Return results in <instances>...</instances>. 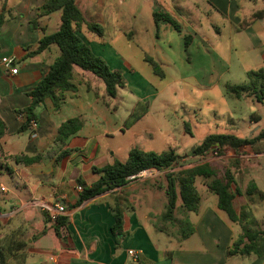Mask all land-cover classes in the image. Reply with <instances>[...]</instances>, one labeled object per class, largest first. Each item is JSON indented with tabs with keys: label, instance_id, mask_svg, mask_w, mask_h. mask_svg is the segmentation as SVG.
I'll return each instance as SVG.
<instances>
[{
	"label": "crops",
	"instance_id": "1",
	"mask_svg": "<svg viewBox=\"0 0 264 264\" xmlns=\"http://www.w3.org/2000/svg\"><path fill=\"white\" fill-rule=\"evenodd\" d=\"M43 3L44 0H0V14H3L0 59L14 57L18 68V74L11 76L0 64V121L4 125L0 137V178L7 175L9 179L8 186L0 182V190L4 189L0 191V251L4 254V264H128L126 252L130 249L139 252L137 264H264V257L228 254L242 235V228L228 217L226 220L224 212L217 207V197L207 187L211 179H204V185L216 197L215 201L209 196L202 199L198 194L196 212L182 211L180 200L176 202L174 212L181 213L177 227L192 230L185 238L180 237L182 233L179 235L177 229L174 234L173 221L164 219L166 181L159 184L155 180L141 182L138 177L129 178L122 187L79 202L82 188L98 180L93 168L101 169L117 160L121 148L118 141L133 132L142 115L129 126L124 125L128 116L123 121L114 119L112 114L120 107L121 89L110 99L98 78L74 67L70 80L73 90L58 92L55 108L45 99L34 110L36 137L31 138L30 127L19 131L25 117L16 111L29 105L27 93L46 75L59 54L58 48L50 45L37 55H29L37 49L39 40L54 33L59 25L60 11L43 14ZM82 39L102 59L111 58L113 67L110 68L125 76L129 65L116 54L108 57L112 49L103 39L89 36ZM252 39L253 50L259 48L264 60L261 40ZM135 85L145 94L150 91L149 84L135 81ZM142 101L148 102L147 95ZM142 101L135 102V108ZM149 107L150 104L145 113ZM72 118H79L82 127L60 145L56 142L58 129ZM258 120L259 115L251 114L248 130ZM259 129V126L254 128L249 137L225 134L253 138L259 135ZM112 139L116 142L113 146H104L105 140ZM151 139L144 142L141 139V147L136 148L152 151ZM259 142L236 150L225 148L215 161L225 166L222 173L229 174L230 191L237 192L232 201L236 214L249 212L254 228L264 232V147L257 146ZM64 152L67 154L61 157ZM18 155L39 160L31 165L17 164L11 157ZM157 199L164 212L159 224H152ZM58 204L64 207V213L58 217H64L65 223L58 227L56 234L55 221L49 216ZM114 210L121 215L119 238L111 232Z\"/></svg>",
	"mask_w": 264,
	"mask_h": 264
},
{
	"label": "rangeland",
	"instance_id": "2",
	"mask_svg": "<svg viewBox=\"0 0 264 264\" xmlns=\"http://www.w3.org/2000/svg\"><path fill=\"white\" fill-rule=\"evenodd\" d=\"M76 4L85 21L101 29V36L97 37L83 28V36L103 39L112 49L108 57L116 54L129 65L123 76L129 87L119 91L120 107L112 117L123 121L135 110L141 112L150 104L133 132L118 141L121 148L116 159L127 160V149L141 147L140 142L151 137L153 152L173 149L178 159L172 169L163 173L144 171L138 181L150 179L162 184L165 174H175L206 162L223 177L225 166L215 161L218 151L210 149L203 156L193 152L209 134L233 133L249 137L254 128L259 126L261 131L264 127V101L257 102L246 91L239 99H234L225 91L226 86L247 84V72L263 69L261 50H253L252 38H259L264 46V22L260 21H264V0H76ZM159 8L177 19L181 34L166 24L155 27L152 12ZM185 34L191 36L187 51L183 47ZM145 57L158 63L163 77L152 72ZM106 59L109 67H113L111 58ZM97 80L104 87L102 81ZM135 81L149 84V93L138 89ZM146 95L148 102L142 101ZM138 101L142 103L135 108L133 104ZM251 114L259 115V120L248 130ZM105 143L104 146H113L116 142L112 139ZM256 145L264 147V140ZM0 182L8 186V176L4 175ZM204 184L203 178H196L194 186L198 194L202 199L209 196L215 201L216 197ZM153 211L152 224H159L164 212L160 201ZM222 214L228 220L227 215ZM175 216L178 219L172 223L173 232L175 234L177 229L180 235L187 227H177V220H181L179 210L174 212Z\"/></svg>",
	"mask_w": 264,
	"mask_h": 264
},
{
	"label": "trees",
	"instance_id": "3",
	"mask_svg": "<svg viewBox=\"0 0 264 264\" xmlns=\"http://www.w3.org/2000/svg\"><path fill=\"white\" fill-rule=\"evenodd\" d=\"M60 11L59 25L56 31L50 35L43 36L35 51L29 55H37L50 45L58 48L59 54L50 65L46 75L27 93L30 103L26 108L19 109L16 113L24 116L25 120L20 126L19 131L24 132L30 126L29 122L35 120L34 110L45 99H49L54 108L57 106L58 92L73 90L74 86L70 83L72 70L77 67L83 72H88L94 77L100 79L104 85L106 97L114 99L117 89L126 86L123 74L117 69H112L104 59L96 55L90 46L84 42L83 28L94 36H101V29L97 24H88L84 15L76 4V0H44L42 13ZM153 22L157 28L160 24L169 25L176 33L181 34L182 28L177 19L164 8L152 12ZM3 22V14H0V27ZM191 36H183V47L187 51L190 46ZM145 61L152 68L155 75L163 77V72L158 63L152 58L145 57ZM247 84L237 86H226L227 95L234 99H239L244 91L250 93L257 102L264 101V70L249 71L246 73ZM146 108L141 112L135 110L126 120L125 126H129L138 120ZM82 121L79 118H72L65 121L58 129L56 142L64 145L66 140L77 133L82 127ZM184 129L189 132L187 124ZM4 132V125L0 121V137ZM264 139V127L257 137L237 138L229 134H209L201 144L194 149V155L203 156L210 149H216L221 154L223 149L231 148L236 150L242 146H252L255 142ZM64 152L61 157L65 156ZM11 159L17 164L31 165L38 162V157H28L26 155L13 156ZM178 159L173 149L155 153L152 151H142L137 148L129 150L127 160L106 165L101 169L93 168V172L98 175V180L82 188L79 202L100 195L106 191L126 185L130 177H135L148 169L158 171L170 170ZM211 179L207 184L208 189L217 197V207L223 211L231 222L238 223L242 228L241 237L232 245L228 254L256 257H264V232L254 228V221L251 214H236L233 208V199L235 193L230 191L231 179L226 173L223 179H218L215 169L208 163L181 170L177 173H167L164 178L166 181L165 195L167 197L166 211L164 219L174 221V210L177 200L181 202V210L186 212H196L198 209L199 196L194 186L196 178ZM79 184L82 181L78 180ZM114 225L111 227L112 234L119 238L122 235L121 215L118 210H114ZM65 223L64 217H57L54 230L58 233V227ZM192 233V230L184 231L181 238H185ZM4 254L0 251V264H4Z\"/></svg>",
	"mask_w": 264,
	"mask_h": 264
},
{
	"label": "built area",
	"instance_id": "4",
	"mask_svg": "<svg viewBox=\"0 0 264 264\" xmlns=\"http://www.w3.org/2000/svg\"><path fill=\"white\" fill-rule=\"evenodd\" d=\"M0 64L2 66V68L7 71L11 76H15L18 74V68H17V61L14 57H11V56H5V57H2L0 59ZM29 126H30V129L32 131L31 133V138H34L36 137V133L33 132L36 130L37 128V122L36 120H31L29 122ZM217 151V149H215ZM144 172H141L140 174H138L137 176L135 177H139L143 174ZM130 178H134V177H130ZM78 190H81V187H78L77 188ZM64 213V207L62 205H56L55 208L53 209L51 215L49 216L50 220L52 221H55L56 218L59 216V215H62ZM127 254V258L129 260L128 264H137L138 261H139V258H140V255H139V252L135 251V250H127L126 252Z\"/></svg>",
	"mask_w": 264,
	"mask_h": 264
}]
</instances>
